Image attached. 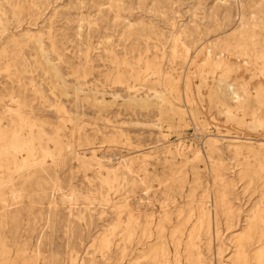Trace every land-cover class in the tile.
Listing matches in <instances>:
<instances>
[{
    "label": "rangeland",
    "instance_id": "1",
    "mask_svg": "<svg viewBox=\"0 0 264 264\" xmlns=\"http://www.w3.org/2000/svg\"><path fill=\"white\" fill-rule=\"evenodd\" d=\"M263 65L264 0H0V264H264Z\"/></svg>",
    "mask_w": 264,
    "mask_h": 264
},
{
    "label": "bare ground",
    "instance_id": "2",
    "mask_svg": "<svg viewBox=\"0 0 264 264\" xmlns=\"http://www.w3.org/2000/svg\"><path fill=\"white\" fill-rule=\"evenodd\" d=\"M260 76L264 79V65L259 69ZM33 137V136H32ZM7 137L4 134L0 133V142L3 145H9L11 148L15 150H27L29 152L30 148L28 146L29 141L21 136L20 133L14 132L12 135V139L8 141Z\"/></svg>",
    "mask_w": 264,
    "mask_h": 264
}]
</instances>
